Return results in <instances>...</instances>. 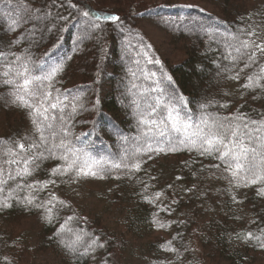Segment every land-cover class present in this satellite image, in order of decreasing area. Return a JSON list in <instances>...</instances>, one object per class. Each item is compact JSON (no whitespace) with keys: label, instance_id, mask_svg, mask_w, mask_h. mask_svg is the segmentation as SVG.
<instances>
[{"label":"snow or ice","instance_id":"snow-or-ice-1","mask_svg":"<svg viewBox=\"0 0 264 264\" xmlns=\"http://www.w3.org/2000/svg\"><path fill=\"white\" fill-rule=\"evenodd\" d=\"M161 20L182 34L205 37L209 45L205 55L212 53L215 76L238 85L244 103L228 111L231 104L223 97L221 102L205 96L194 110L192 100L178 90L173 75L151 51L152 45L137 33L134 63L144 83L132 84L138 90L132 100L136 134L126 135L113 123L121 149L116 154H100L91 139L98 135L99 121L82 118L85 113L104 116L100 99L87 97L85 89L91 85L65 87L63 77L84 42L91 41L99 60L96 84L106 59L101 43L106 26L127 31L128 36L132 30L120 15L93 10L90 0H0V106L19 109L30 126L23 134L0 137V213L17 208L40 213V219L53 229V238L76 264H111L115 259L108 251L112 239L102 230H93L91 221L57 194L63 187L78 195L77 189L88 180H127L139 185L137 196L154 209L151 225L158 231L177 229L172 239L157 246L163 255L147 259L146 264H184L185 254L195 253L196 249L184 243V230L194 222L191 214L172 219L185 196L189 202H200L205 212L209 200L216 198L223 204L227 196L225 215L235 222L246 221L243 228L229 233V239L264 250V110L252 108L245 99L264 100V18L256 22L249 14L240 17L236 27L210 14L203 18L180 13ZM70 24L77 32L73 47L66 52L64 33ZM40 49L44 51L37 56ZM146 65L159 67L153 71ZM131 74L137 76L135 71ZM229 95L234 94H223ZM246 106L249 111L242 110ZM85 124L90 125L88 131H76ZM179 153L188 154L182 165L197 182L187 186L183 181L188 177L177 175L156 190L158 178L149 175L145 165L161 155ZM216 181L224 186L215 187ZM249 190L254 215L241 216L234 206L244 204ZM0 264L13 261L3 256Z\"/></svg>","mask_w":264,"mask_h":264},{"label":"trees","instance_id":"trees-1","mask_svg":"<svg viewBox=\"0 0 264 264\" xmlns=\"http://www.w3.org/2000/svg\"><path fill=\"white\" fill-rule=\"evenodd\" d=\"M93 10L102 11L105 13H113L120 15L124 20L125 24L129 29L132 30V35L128 36L127 31L121 33L118 31L115 26L108 24L106 26L105 39L101 43L105 49L106 59L103 61V71L101 73L100 79L96 84H93V80L96 75V64L99 62L97 58V48L94 42L85 41L82 46L79 54L75 55L73 60L69 62L66 69V73L63 77L65 81V87L75 88L81 85H91V88H86L85 92L89 99H95L96 96L100 99V106L104 116L100 115H91L85 113L82 117L83 119L91 120L93 118L99 121L97 125L98 135L93 136L91 139L95 141L96 151L100 154H116L121 149V144L117 137L113 134L112 126L113 123L119 127L122 133L126 135H135L136 128V118L132 106L133 93L137 92V89L132 88V84H142L144 81L140 77L139 69L134 63L135 51L139 46V36L136 34L139 33L140 36L144 37L145 44H151L148 37L142 32L138 26V18L140 15L137 13H143L145 15L147 12H150V17L154 18L157 23L162 24L171 34H174L177 37H183L187 40L188 46L186 48V58L180 63H168L161 56L157 50L152 46V52L156 58L160 59L166 70L173 75L176 82L178 90L184 95L188 96L192 100L191 107L196 110L198 102L205 96L214 97L217 100L226 99L230 102L231 107L228 111H235L236 107L244 103V100L239 99V92H237L238 85L234 84L228 80H218L215 76L214 68L215 65L211 63L212 53L208 52L207 56L205 55L206 50L208 49V41L205 37L198 36L196 34L184 33L172 29L170 26L165 25L161 17H173L175 18L177 14H192L199 15L203 18H208V14L211 17L222 19L227 21L233 27L238 26L237 22L240 17L253 14L254 20L259 22L264 18V10L257 12L250 8V6L244 8L243 10L238 9V4L236 0H226L224 1V7L221 8V14L211 12L201 5H195L191 9H180L175 5H180L181 3H161L156 5L143 4L137 0H127L119 1L116 6L113 8L108 7L107 5L98 4V2L93 3L90 0ZM200 8H203L205 11L201 13ZM67 14V13H65ZM142 15V16H143ZM77 29L76 27L69 25V32L64 33V42L63 50L68 52L72 47V40L75 38ZM54 39V37H53ZM215 48V45H213ZM44 49L36 51V55L39 56ZM141 66L144 65V60L141 58ZM158 65H146V68H149L153 71L158 69ZM196 68V71L193 72V69ZM201 69H204L202 72ZM131 70V71H130ZM135 71L137 73L136 77H133L131 72ZM95 93V95H94ZM224 93H233L234 95H229L224 97ZM223 97V99H222ZM248 100V104L252 108H257L264 110V100L259 102L251 101L250 97H245ZM4 110V119L3 122H0V137H8L15 135L17 133L23 134L24 125H28V120L25 117V114L19 109H6ZM243 111H249L250 109L246 106L242 109ZM115 118V119H110ZM90 125H80L77 127L76 131H88ZM166 157H176L177 161V170L178 175H185L188 177L187 169L183 168L182 161L189 159L188 154L179 153L170 156H159L154 160L148 161L145 167L148 169V174L154 175V170H156L157 162L160 158ZM210 163V161H205ZM140 175H143L141 173ZM88 181H107L114 183L115 192H110L107 190L106 194L108 195L109 200H113L115 195L119 202H126L129 199L136 201V211L134 216L131 217L128 214L127 218H124L126 222L127 230H131L133 226L140 227H150V218L151 214L154 211L149 205L145 204L137 196V191L139 190V185L134 183H129L127 180H115V179H105V180H88ZM87 182V181H85ZM193 182H197L195 177H188L184 184L191 186ZM84 182H82L83 184ZM181 183V182H177ZM81 184V185H82ZM159 184V183H158ZM167 184V183H166ZM159 184L156 185V190L164 188L166 185ZM81 185L79 188L81 189ZM117 185H119L117 187ZM163 187H160L162 186ZM215 187H223V182L216 181L214 184ZM75 187V186H73ZM66 190L67 197L61 195V191ZM57 194L66 197L71 195H77L72 192L71 188H63L57 190ZM238 195H242L238 194ZM248 199L244 202L243 205L234 206V210L238 211V214L241 216L251 217L254 215L253 209L251 207L253 193L251 190L247 193ZM111 198V199H110ZM185 201L182 203V206L177 209L180 213L191 214L192 222L191 226L184 230V243L190 245V240L194 235H196L201 245V249L207 251V255L199 256L194 255L193 253L185 254L184 264H207V256L216 258H227L234 257L239 261H242L246 254L249 251H262L264 250L243 246L237 242H234L229 239V233H234L235 230L243 228L246 221L244 222H235L230 219L229 215H225V212L228 211V197L224 196L222 199L225 203L221 204L216 198H213L205 204V208L209 209L207 212L204 209L199 207L197 201L189 202L185 196ZM70 200V199H69ZM76 208V207H75ZM83 216H86L89 221H91V228L97 232L101 230L106 234L107 237H110L112 240L118 243V238L115 235L109 233L106 225L102 224L100 218H92L89 215H86L81 209H77ZM71 214V213H67ZM163 215V214H161ZM22 216H36L40 218V213L38 212H26L23 209H12L6 212L0 213V257L8 256L12 259L13 264H22L16 260V255L13 253L14 250L10 249L8 245L11 242H8L7 238L4 236L3 232L5 229L1 225V221L12 220L20 218ZM176 213L173 215L172 219L176 218ZM181 218H184L181 216ZM196 229L198 232H194ZM177 229L175 227L173 230L167 231V237H161L152 242L151 245L158 246L164 240L172 239L175 235ZM38 241L43 243L47 249L55 251L60 257V261L63 264H76V262L70 258L62 249L59 242L53 238V229L47 226L44 222L42 223V228L39 231ZM191 237V238H190ZM121 243H119L120 245ZM111 247L108 251L112 252L113 256H116V250ZM222 256V257H221ZM111 260V258H110ZM243 262V261H242ZM241 263V262H238ZM91 264V261L88 262ZM111 264H120L117 261L116 257L114 260H111Z\"/></svg>","mask_w":264,"mask_h":264},{"label":"rangeland","instance_id":"rangeland-1","mask_svg":"<svg viewBox=\"0 0 264 264\" xmlns=\"http://www.w3.org/2000/svg\"><path fill=\"white\" fill-rule=\"evenodd\" d=\"M93 3L107 5L113 8L117 5L118 0H92ZM127 1V0H119ZM143 4L151 5L161 3H181L201 5L205 9L221 14V6L224 7L226 0H137ZM238 9L243 10L250 6L251 9L260 12L264 10V0H236ZM148 4V5H149ZM150 12L138 18V26L142 32L148 37L151 45L157 52L164 57L168 63H180L186 58L187 40L183 37H177L171 34L162 24L150 17ZM239 97V96H237ZM0 106V122L4 119V110ZM1 125V124H0ZM28 125H24L23 133L29 130ZM176 157L160 158L154 170V175L158 178L154 183L166 184L172 182L178 175ZM159 183V184H158ZM114 183L107 181H87L78 188V195L68 197L76 209H81L86 215L96 219L100 218L102 224L106 225L110 234L118 238V243L114 240L113 249L116 250V259L120 264H146L147 259H154L156 256L163 254L158 251L157 246L151 245L153 241L167 237V231L156 230L152 225L150 227L133 226L131 230L126 228V220L128 214L133 217L136 211V201L129 199L126 202H119L117 196L113 200L108 199L107 190L115 191ZM160 187H163L160 186ZM157 187L156 189H158ZM61 195L67 197L66 190L61 191ZM111 199V198H110ZM184 200L182 203H184ZM185 213V209L182 210ZM181 214L179 211L176 215ZM136 217V216H134ZM43 221L36 216H22L19 219L1 221L3 232L8 242V247L14 250L17 256L16 260L22 264H63L60 257L55 251L49 250L46 246L38 241L40 229ZM194 229V228H193ZM173 230V229H172ZM196 230V229H195ZM170 231V230H169ZM196 232H198L196 230ZM191 238V237H190ZM17 241L18 245L13 242ZM119 243H121L119 245ZM191 248L196 249L194 255H207L205 249H201L199 240L196 235L190 240ZM222 257V256H221ZM243 261V262H242ZM242 261L237 258L228 257L216 258L215 256H207V264H264V252L249 251ZM241 262V263H238Z\"/></svg>","mask_w":264,"mask_h":264}]
</instances>
